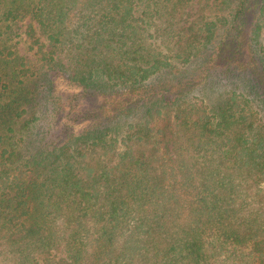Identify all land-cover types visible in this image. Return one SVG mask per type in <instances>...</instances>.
<instances>
[{
  "label": "trees",
  "instance_id": "16d2710c",
  "mask_svg": "<svg viewBox=\"0 0 264 264\" xmlns=\"http://www.w3.org/2000/svg\"><path fill=\"white\" fill-rule=\"evenodd\" d=\"M263 27L264 0H0V264H264Z\"/></svg>",
  "mask_w": 264,
  "mask_h": 264
},
{
  "label": "rangeland",
  "instance_id": "374dc122",
  "mask_svg": "<svg viewBox=\"0 0 264 264\" xmlns=\"http://www.w3.org/2000/svg\"><path fill=\"white\" fill-rule=\"evenodd\" d=\"M202 4V2H201ZM198 6H196L195 8H197ZM224 11V10H223ZM26 23H28V19H25L24 21L18 23V26H17V29H18V32L21 33L20 34V37H17L15 40H18L17 43H16V47H17V50H18V53L19 55H26L27 56V59L29 61V64L32 66L33 68V71L35 73V75L38 77L39 76H43L42 74L39 75L41 72H42V66L41 64H39L37 62V58L38 56H35V49H30L28 48V44L29 42L25 39V34H24V29H25V25ZM262 37L264 39V27L262 29ZM43 38V37H42ZM34 79V77H33ZM42 82H44V80L41 78H39ZM43 83H38L37 85V88L38 90L37 91H45V87H43ZM29 116L31 115V112L29 111ZM28 116V117H29ZM40 123V122H39Z\"/></svg>",
  "mask_w": 264,
  "mask_h": 264
}]
</instances>
